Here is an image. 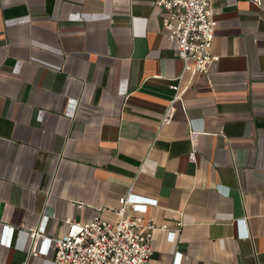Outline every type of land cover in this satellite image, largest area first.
Masks as SVG:
<instances>
[{
	"label": "crops",
	"instance_id": "0c3cea01",
	"mask_svg": "<svg viewBox=\"0 0 264 264\" xmlns=\"http://www.w3.org/2000/svg\"><path fill=\"white\" fill-rule=\"evenodd\" d=\"M154 1L0 0V264H54L43 240L125 195L147 264H264V0L215 2L208 75Z\"/></svg>",
	"mask_w": 264,
	"mask_h": 264
},
{
	"label": "built area",
	"instance_id": "2783aa9c",
	"mask_svg": "<svg viewBox=\"0 0 264 264\" xmlns=\"http://www.w3.org/2000/svg\"><path fill=\"white\" fill-rule=\"evenodd\" d=\"M217 0H155L158 12H166L161 27L166 40L183 64V72L208 75L217 60L212 53L216 26L213 5ZM262 8L261 0H251ZM175 89V87H172ZM169 113L163 118L168 122ZM197 148L192 134L189 160L195 161ZM116 220L95 217L86 222L65 220L61 238L45 239L33 256L47 254L52 246L54 264H147L153 254L152 234L155 226L146 218L148 205L137 203L130 195L119 198ZM167 233L166 228H162ZM34 237V234H31Z\"/></svg>",
	"mask_w": 264,
	"mask_h": 264
}]
</instances>
